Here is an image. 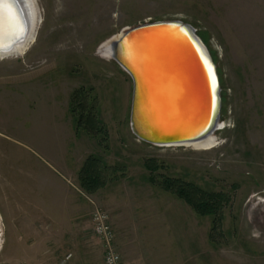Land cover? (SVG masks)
<instances>
[{"label":"rangeland","instance_id":"rangeland-1","mask_svg":"<svg viewBox=\"0 0 264 264\" xmlns=\"http://www.w3.org/2000/svg\"><path fill=\"white\" fill-rule=\"evenodd\" d=\"M31 3L25 49L0 56V264H58L67 252L66 264H103L94 205L124 264H264V0ZM171 19L196 29L216 66L221 127L210 148L138 138L131 79L101 49L126 27ZM80 88L96 103L98 136L75 126ZM90 155L120 168L94 194L78 183ZM147 158L157 174L229 195L215 241L211 217L149 183Z\"/></svg>","mask_w":264,"mask_h":264},{"label":"water","instance_id":"water-1","mask_svg":"<svg viewBox=\"0 0 264 264\" xmlns=\"http://www.w3.org/2000/svg\"><path fill=\"white\" fill-rule=\"evenodd\" d=\"M1 1L16 13L18 26L14 35L0 41L4 56L13 54L29 27L22 0ZM106 44L109 56L131 79L130 127L138 138L160 146L184 145L215 131L219 79L192 25L178 19L146 21L124 28L101 49Z\"/></svg>","mask_w":264,"mask_h":264},{"label":"trees","instance_id":"trees-1","mask_svg":"<svg viewBox=\"0 0 264 264\" xmlns=\"http://www.w3.org/2000/svg\"><path fill=\"white\" fill-rule=\"evenodd\" d=\"M72 111L75 113V126L83 129L91 136H98L103 132L102 125L96 112V103L90 102L88 94L83 88L75 90L70 98ZM77 112V113H76ZM143 165L148 171V181L163 191L169 192L177 199L183 201L200 217H211L213 219L211 233L212 241H215L214 231L221 234L223 220V208L230 201V197L224 192H213L204 190L192 182L181 178L169 177L157 174L162 168L154 158H147ZM120 168L106 166L101 159L88 156L78 173V183L81 190L87 194H94L104 188L109 180ZM115 177V176H114Z\"/></svg>","mask_w":264,"mask_h":264},{"label":"bare ground","instance_id":"bare-ground-1","mask_svg":"<svg viewBox=\"0 0 264 264\" xmlns=\"http://www.w3.org/2000/svg\"><path fill=\"white\" fill-rule=\"evenodd\" d=\"M22 3H23V8L25 10V13L27 15V22H28L29 31H28L25 39L13 47V49L11 51L12 53L23 52V50L25 49L24 47L26 46V44L29 40L31 27L33 24L34 9H33V5L31 3V0H22ZM16 18H17V15H16V13L15 14L13 13L10 6L6 5L5 3H3L0 0V41H2L6 37H10V36L14 35V33L17 32L18 26H17ZM104 48L107 51V53L109 54L110 49H109L108 44H106L104 46ZM147 112H148V110H147ZM149 116L151 117L150 114H149ZM220 127H221L220 122L218 121L216 129H219ZM212 134L207 135L206 137H204L202 139H199L196 141H191V142H185L183 144L184 145H191L194 147L210 148L211 146L214 145V138H213Z\"/></svg>","mask_w":264,"mask_h":264},{"label":"built area","instance_id":"built-area-1","mask_svg":"<svg viewBox=\"0 0 264 264\" xmlns=\"http://www.w3.org/2000/svg\"><path fill=\"white\" fill-rule=\"evenodd\" d=\"M90 220L92 231L99 240L103 250L102 263L124 264L122 256L116 248V233L110 222L108 213L101 207L94 205ZM71 256L72 254L70 252L64 254L58 264H66Z\"/></svg>","mask_w":264,"mask_h":264},{"label":"crops","instance_id":"crops-1","mask_svg":"<svg viewBox=\"0 0 264 264\" xmlns=\"http://www.w3.org/2000/svg\"><path fill=\"white\" fill-rule=\"evenodd\" d=\"M68 175V174H67ZM67 175L65 176V178H69V179H71V175H68V177H67ZM68 189H69V185L67 184V190H66V197L68 196ZM67 253H69V252H67ZM122 256V255H121ZM123 260V259H122ZM124 262V261H123Z\"/></svg>","mask_w":264,"mask_h":264}]
</instances>
